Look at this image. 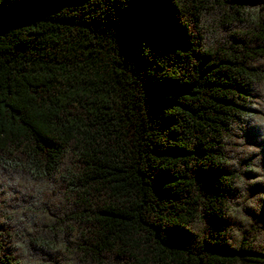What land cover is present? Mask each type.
Returning a JSON list of instances; mask_svg holds the SVG:
<instances>
[{
    "label": "trees",
    "instance_id": "1",
    "mask_svg": "<svg viewBox=\"0 0 264 264\" xmlns=\"http://www.w3.org/2000/svg\"><path fill=\"white\" fill-rule=\"evenodd\" d=\"M0 264H264V0H0Z\"/></svg>",
    "mask_w": 264,
    "mask_h": 264
}]
</instances>
